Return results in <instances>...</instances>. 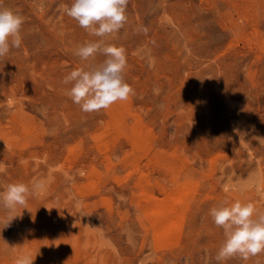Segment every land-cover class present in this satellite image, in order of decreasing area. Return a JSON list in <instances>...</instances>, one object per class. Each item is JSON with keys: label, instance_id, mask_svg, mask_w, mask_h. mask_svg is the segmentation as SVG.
I'll list each match as a JSON object with an SVG mask.
<instances>
[{"label": "rangeland", "instance_id": "1", "mask_svg": "<svg viewBox=\"0 0 264 264\" xmlns=\"http://www.w3.org/2000/svg\"><path fill=\"white\" fill-rule=\"evenodd\" d=\"M71 3L0 0L24 17L22 46L0 58V192L44 183L0 222V264H217L210 209L264 212V0H129L104 38ZM101 39L125 49L134 95L86 113L62 81L106 59L74 54Z\"/></svg>", "mask_w": 264, "mask_h": 264}, {"label": "clouds", "instance_id": "2", "mask_svg": "<svg viewBox=\"0 0 264 264\" xmlns=\"http://www.w3.org/2000/svg\"><path fill=\"white\" fill-rule=\"evenodd\" d=\"M129 0H72L71 5L60 7L66 15L75 20L81 28L95 37L112 36L127 22L126 9ZM24 17L11 9L0 7V58L12 49L22 46L21 30ZM146 31V29H145ZM102 53L106 59L99 65H88L72 70L62 81L71 85L65 91L73 103L86 113L99 112L110 108L118 101H126L134 95V89L125 81L127 67L125 49L105 45L103 39L86 41L75 50L81 60L94 59ZM149 67H153L149 63ZM154 91H157L154 89ZM44 188L43 181L33 182L31 188L25 183H10L0 192V207L8 213L6 226L16 217V208L25 207L30 196H38ZM213 223L222 227L224 242L215 256L217 264L233 256L247 260L264 252V212L257 211L252 202L237 200L231 205L223 201L220 206L210 209ZM32 259L19 256L15 264H32Z\"/></svg>", "mask_w": 264, "mask_h": 264}]
</instances>
